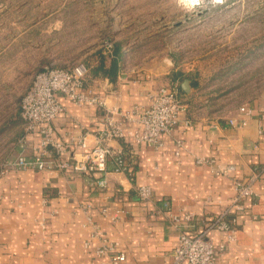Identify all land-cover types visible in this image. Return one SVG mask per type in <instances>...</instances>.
<instances>
[{
  "label": "crops",
  "instance_id": "1",
  "mask_svg": "<svg viewBox=\"0 0 264 264\" xmlns=\"http://www.w3.org/2000/svg\"><path fill=\"white\" fill-rule=\"evenodd\" d=\"M102 68L88 71L79 91L101 97L107 108L125 113L147 108L151 93L176 82L185 105L179 122L171 133L159 136L162 146L157 149L137 145L130 137L109 141L114 152L122 151L130 158L131 180L112 172L109 158L107 184L102 188L95 184L99 175L76 173L74 165L85 160L96 143L104 113L96 106L78 107L57 95L65 112L53 122L52 137L66 146L67 154L60 161L68 167L0 173V264H108L107 257L93 252L99 245L93 225L119 244L118 251L125 256L122 264H171L182 228L173 227L166 214L156 213L157 207L167 201L173 215L193 213L191 227L184 231L194 234L229 208L236 181L249 185L252 195L243 200L244 212L237 216L232 242L226 243L216 230L207 233L215 249L221 242L226 244L216 264H264V96L215 109L198 98L197 79L165 59L130 72L117 64L111 75L110 60ZM185 80L187 92L182 87ZM242 106L248 115L239 112ZM232 118L234 126L228 124ZM123 124L126 130L138 127L130 120ZM23 136L21 129L17 137ZM70 138L83 139L87 147L81 148ZM176 141L182 144L178 156ZM38 142L37 136L27 137L21 151L16 138L8 162L21 152L31 157ZM198 159L213 165L198 164ZM228 167L224 175L215 174ZM139 186L150 187V202L138 199Z\"/></svg>",
  "mask_w": 264,
  "mask_h": 264
},
{
  "label": "rangeland",
  "instance_id": "2",
  "mask_svg": "<svg viewBox=\"0 0 264 264\" xmlns=\"http://www.w3.org/2000/svg\"><path fill=\"white\" fill-rule=\"evenodd\" d=\"M112 57L127 72L165 59L208 106L244 105L264 96V0H0V173L34 75Z\"/></svg>",
  "mask_w": 264,
  "mask_h": 264
},
{
  "label": "built area",
  "instance_id": "3",
  "mask_svg": "<svg viewBox=\"0 0 264 264\" xmlns=\"http://www.w3.org/2000/svg\"><path fill=\"white\" fill-rule=\"evenodd\" d=\"M204 2L211 0H188L183 2ZM88 69L77 64L71 68L44 67L38 71L24 92L19 105V118L24 126V136L21 139L20 148L24 151L27 137L37 136L38 144L33 147V154L27 158L21 155L14 161L8 162L4 171L31 169L37 171H62L68 167L67 162L60 161L63 154H67L66 146L63 143L54 141L52 137L53 122L65 112V108L57 99L60 95L71 100L76 106L82 107L96 106L104 113L103 128L96 137V143L91 147L85 160L77 161L74 165V172L86 175H99L95 181L98 187H105L107 180V160L112 159V172L125 174L131 180L129 173L130 158L122 151L114 152L108 145L109 141L121 140L130 137L137 145L144 144L155 149L162 146L159 139L161 134H169L179 122L180 114L184 111L181 92L176 82H169L160 86L150 94L151 103L147 108L134 109L125 113L117 108L106 107L101 97L92 96L79 91L85 83ZM239 112L248 115L249 110L242 106ZM123 120L136 122L138 127L135 130H126ZM228 124L236 125L235 119H229ZM241 125H245L242 121ZM71 142H76L81 148L87 147L84 140L70 138ZM181 142L176 141L177 150L175 155H179ZM198 164L213 165L212 161L198 159ZM230 168L217 170L215 174L224 175ZM235 195L228 209L219 215L212 217L205 228L197 233L188 234L184 228L191 227L194 218L193 213L181 211L179 214H171L167 201H163L157 207L156 213H164L168 216L173 227H181L176 246L174 247L171 264H216V256L222 254L226 248V243L234 240L235 225L237 216L244 212L243 200L252 195L249 185L235 182ZM138 199L147 203L151 200V189L149 186H139L136 189ZM106 210H103L104 213ZM89 223H91L89 221ZM93 237L99 239V245L94 249V254L99 257H107L108 264H122L125 256L118 251L119 244L108 240L97 227L93 225ZM211 230L218 231L225 242L219 243L215 249L207 233Z\"/></svg>",
  "mask_w": 264,
  "mask_h": 264
},
{
  "label": "trees",
  "instance_id": "4",
  "mask_svg": "<svg viewBox=\"0 0 264 264\" xmlns=\"http://www.w3.org/2000/svg\"><path fill=\"white\" fill-rule=\"evenodd\" d=\"M114 52L115 53L118 52L116 47L114 48ZM103 61H104V59L101 58L100 65H99V70H101V71L103 70V68H102L103 63H104ZM116 65H117L116 59L114 57H112V59H110V69H111L110 75L113 74V71L115 70Z\"/></svg>",
  "mask_w": 264,
  "mask_h": 264
},
{
  "label": "water",
  "instance_id": "5",
  "mask_svg": "<svg viewBox=\"0 0 264 264\" xmlns=\"http://www.w3.org/2000/svg\"><path fill=\"white\" fill-rule=\"evenodd\" d=\"M182 87H183V90H184L185 92H187V91H188V89H189V86H188V81H187V80H185V81H184V83H183Z\"/></svg>",
  "mask_w": 264,
  "mask_h": 264
},
{
  "label": "bare ground",
  "instance_id": "6",
  "mask_svg": "<svg viewBox=\"0 0 264 264\" xmlns=\"http://www.w3.org/2000/svg\"><path fill=\"white\" fill-rule=\"evenodd\" d=\"M183 1H188V0H183Z\"/></svg>",
  "mask_w": 264,
  "mask_h": 264
}]
</instances>
